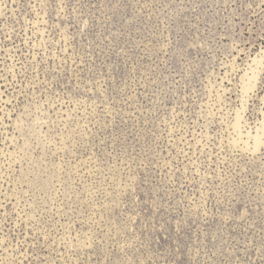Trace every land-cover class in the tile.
<instances>
[{
  "label": "rangeland",
  "instance_id": "1",
  "mask_svg": "<svg viewBox=\"0 0 264 264\" xmlns=\"http://www.w3.org/2000/svg\"><path fill=\"white\" fill-rule=\"evenodd\" d=\"M0 264H264V0H0Z\"/></svg>",
  "mask_w": 264,
  "mask_h": 264
}]
</instances>
